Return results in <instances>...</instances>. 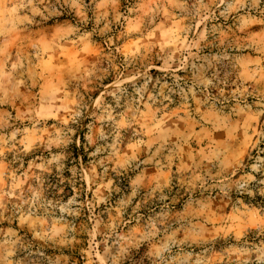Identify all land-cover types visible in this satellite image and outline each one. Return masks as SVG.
Returning <instances> with one entry per match:
<instances>
[{
    "label": "rangeland",
    "instance_id": "rangeland-1",
    "mask_svg": "<svg viewBox=\"0 0 264 264\" xmlns=\"http://www.w3.org/2000/svg\"><path fill=\"white\" fill-rule=\"evenodd\" d=\"M0 264H264V0H0Z\"/></svg>",
    "mask_w": 264,
    "mask_h": 264
}]
</instances>
